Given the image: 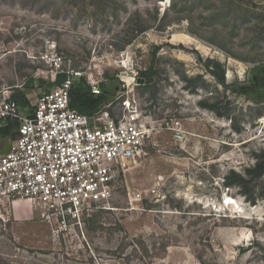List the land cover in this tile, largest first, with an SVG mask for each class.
Here are the masks:
<instances>
[{
    "label": "rangeland",
    "instance_id": "rangeland-1",
    "mask_svg": "<svg viewBox=\"0 0 264 264\" xmlns=\"http://www.w3.org/2000/svg\"><path fill=\"white\" fill-rule=\"evenodd\" d=\"M46 53L114 89L112 113L135 97L161 126L80 227L55 235L37 203L10 216L0 264H264V176L223 186L264 150V102L233 91L264 64V0H0V90H53Z\"/></svg>",
    "mask_w": 264,
    "mask_h": 264
},
{
    "label": "built area",
    "instance_id": "built-area-1",
    "mask_svg": "<svg viewBox=\"0 0 264 264\" xmlns=\"http://www.w3.org/2000/svg\"><path fill=\"white\" fill-rule=\"evenodd\" d=\"M42 61L54 67L61 85L21 106L0 90V129L16 123V136L0 154V226L10 220L16 201L42 204V220L63 236L82 225L83 217L110 199L113 183L127 161L136 160L161 125L151 119L135 97L122 99L118 111L104 105L92 116L70 107V90L86 78L94 95L97 80L83 72L62 69L60 56L46 53ZM122 68L127 69V64ZM76 78V79H75ZM123 82V81H122ZM127 96V92L125 93ZM169 130L181 140L179 122Z\"/></svg>",
    "mask_w": 264,
    "mask_h": 264
},
{
    "label": "trees",
    "instance_id": "trees-1",
    "mask_svg": "<svg viewBox=\"0 0 264 264\" xmlns=\"http://www.w3.org/2000/svg\"><path fill=\"white\" fill-rule=\"evenodd\" d=\"M213 66L216 67L217 69L220 68V65L218 63H213ZM206 67L209 68L210 67L209 64H206ZM213 74H215V77L222 86H224L225 88H231V86L225 85L223 71ZM105 76L108 75L105 74ZM151 76L152 75L150 69H148L147 71H143L139 73V77L137 78V80H139V83L145 85L151 81ZM64 79H65V75L58 74L54 82L49 83L48 86L57 87L62 84ZM26 89H28V91L33 89V83L29 82V84L26 86ZM112 90L114 89H111L109 86H106L105 84L102 83L99 85L100 94L94 95L92 94L91 88L87 84L86 80L82 77L78 78L75 80L70 90V107L78 111L79 113L85 114L87 116H92L96 111L101 109L104 105H107L108 100L112 96ZM11 99L17 102L21 106L28 105V102L25 97V93H23L22 91H18L16 94H13L11 96ZM207 107L211 109H215L216 105L211 104L208 105ZM109 111L110 113H112L111 110ZM15 126L16 123L8 122L6 126L0 129V136L4 138H9L10 141H12L16 136V133L14 132ZM256 159L257 161L253 165V167L247 168L245 170V175L249 177V179H246L244 175L241 176L235 172H231L230 176L224 177L223 186L228 189L233 187H239V188L245 187V185L249 183L248 180L262 178L264 176V150L257 155Z\"/></svg>",
    "mask_w": 264,
    "mask_h": 264
},
{
    "label": "water",
    "instance_id": "water-1",
    "mask_svg": "<svg viewBox=\"0 0 264 264\" xmlns=\"http://www.w3.org/2000/svg\"><path fill=\"white\" fill-rule=\"evenodd\" d=\"M248 82L236 85L233 91L249 98L253 103L264 102V64L253 67L247 74Z\"/></svg>",
    "mask_w": 264,
    "mask_h": 264
},
{
    "label": "crops",
    "instance_id": "crops-1",
    "mask_svg": "<svg viewBox=\"0 0 264 264\" xmlns=\"http://www.w3.org/2000/svg\"><path fill=\"white\" fill-rule=\"evenodd\" d=\"M29 202L26 201H16L13 203V205L11 206V212H10V216L14 219V220H26V216L27 214L21 211L22 206L27 205Z\"/></svg>",
    "mask_w": 264,
    "mask_h": 264
},
{
    "label": "bare ground",
    "instance_id": "bare-ground-1",
    "mask_svg": "<svg viewBox=\"0 0 264 264\" xmlns=\"http://www.w3.org/2000/svg\"><path fill=\"white\" fill-rule=\"evenodd\" d=\"M124 63L123 64H126L127 63V60L126 61H123ZM120 64H122V63H120ZM127 75H125V77H126ZM130 79V78H129Z\"/></svg>",
    "mask_w": 264,
    "mask_h": 264
},
{
    "label": "flooded vegetation",
    "instance_id": "flooded-vegetation-1",
    "mask_svg": "<svg viewBox=\"0 0 264 264\" xmlns=\"http://www.w3.org/2000/svg\"><path fill=\"white\" fill-rule=\"evenodd\" d=\"M247 82H248V80L245 83H247ZM245 83H242V84H245Z\"/></svg>",
    "mask_w": 264,
    "mask_h": 264
}]
</instances>
